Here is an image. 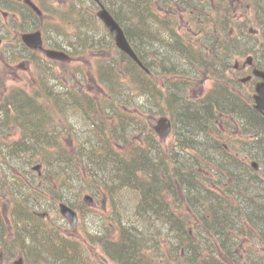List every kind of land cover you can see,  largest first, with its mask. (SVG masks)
<instances>
[{"label":"bare ground","instance_id":"bare-ground-1","mask_svg":"<svg viewBox=\"0 0 264 264\" xmlns=\"http://www.w3.org/2000/svg\"><path fill=\"white\" fill-rule=\"evenodd\" d=\"M1 5L6 7V10H20L23 6L22 0H6L4 3H2ZM24 9H22L20 11V13L23 11ZM24 15H28L26 12ZM6 21V15H4L3 13L0 12V23ZM129 26L128 28H125L126 31L128 32L130 30ZM0 29H3V27H1L0 25ZM51 31L53 33V36L58 39V40H63L65 43L70 44L73 38H76L73 35H67L61 28L59 29L58 27L54 26L51 28ZM141 32V38H139V34ZM133 33H135L136 35L133 36L136 44L141 46H145V45H149L152 44V42L154 41V33L147 28V26H144L141 29V26H136L133 29ZM138 35V36H137ZM135 82H134V86L142 93L148 92L150 90H156L155 88H152L153 83L151 82V80L149 78L146 77L145 74H141V73H135ZM63 93L69 95L67 90H63ZM128 94V92L126 93V95ZM36 102L34 100H29L26 101L24 99H22L19 104L23 106V108L26 109V112L32 113L33 111H36L37 109V105L35 104ZM237 109V106L235 107L234 110ZM178 110V111H177ZM176 111H174L172 113V115L174 116L175 120L178 121H182L184 119H187L188 116L185 115V110L183 109L182 106H178V109ZM181 112V113H180ZM32 115V114H31ZM248 116V114L246 115ZM212 119V117H210L209 121ZM204 121H206V119H203ZM207 122V121H206ZM85 125H82V127H84ZM145 131H149V129L145 126H143ZM82 130V129H81ZM81 130L76 134L78 137H81ZM59 132L53 131L51 133H41L39 135L40 139H45V141L47 143H49L50 145H52V153L56 154L57 156H61L62 153L58 152V150H56L55 146L53 145H57L59 143H61V139L60 136L58 135ZM75 135V136H76ZM82 138L84 140L90 139L89 137L86 136V134H82ZM117 138H121L122 136L119 135H115ZM181 137V142L180 145L182 147H186L187 150H190L194 147H199L202 148L207 141V139L205 138V136H200L198 134H195L194 136L191 137H185V136H180ZM64 140H66V138L62 137V141L64 142ZM123 140V139H122ZM85 142V141H83ZM83 142H81L79 144V148L82 149V151L86 154L90 153V148L91 145H89L88 147H86ZM90 144H93L92 142ZM128 144L126 142H122L121 140H106L104 141H98L95 140L94 141V146L97 149L98 152H100L99 154H96V157L99 158L100 154L103 156V160L108 163H116L118 164V167L121 171H115L112 173L113 175V181L116 183V187L121 189L123 188L125 185H128L127 181L125 180V176H130L134 170L136 169H140L139 167H153L155 169H160L165 178L169 177L170 174V168H168V164L170 163L169 158L166 157V154H164V152H162V150L160 148H154V147H149V149H143V147L139 150H137L136 152L128 149L126 146ZM60 148V147H59ZM188 164L190 163L189 160L186 161ZM183 177L187 180V187L188 190L194 191L192 192V195L195 199H197L198 201H200L202 204H204L206 202V198L202 199L200 197V193L198 190V186L199 183L197 180L193 179V176L189 173L186 172L185 170L183 171ZM246 178L249 179L250 177V172H246L245 174L242 175V178ZM260 177H262L260 175ZM167 181V180H166ZM174 191H176V186L174 184ZM242 188H245L243 183H242ZM178 192V191H177ZM187 198H189V194L186 195ZM243 196L241 199L242 201L240 202V204L235 207V208H230L228 205H226L223 201H220L218 199H210V201H212L215 206L213 208L214 212H216L215 217H213L212 215L209 214H203L202 218L203 219H208L210 220V222L212 223V230H214L216 233L220 234L222 236V238L219 235H215V237H211L208 234H203L200 238L193 240L192 238H190V236L188 235V232L186 230L185 225L181 224L180 219L177 217L178 215V211H175V209L173 208L172 204H167V203H163L164 208L166 209L167 213L170 216V225L168 227L169 232H171V234H174L176 236V238L179 239V241H177V245L176 248H178L179 250H185V248H189L191 249L189 252L191 254V258H193V260L190 259V262L195 263L196 261L200 260L199 255L200 253L205 254L206 251H208L211 247L219 244L220 248L222 247V245L224 244V242H226L227 245L231 244L232 242H235L232 235L230 234L229 230L230 228L233 227V224H239L242 221H254L257 222V220L262 218V216H264V198L261 199H257V198H253V199H249L248 197ZM157 200V197L154 195H151L149 197V201L150 202H155ZM178 202H180V204L185 203L184 202V197L181 196L178 199ZM188 207V206H187ZM206 208L203 209V207H201L200 211L204 212ZM253 212V213H252ZM28 218L32 217L29 215ZM196 216L194 213H192L191 211L186 212L185 215V219H187L188 221H192L193 219H195ZM126 228L128 226H133L134 224H128L125 223L123 224ZM110 238L114 240L116 239H124L126 240V237H137L139 234L138 233H134L131 232L130 229H125V231H123L120 234L117 233H108ZM130 234V235H129ZM107 248H109V250L114 251L115 246H118V244L112 243L109 244L107 243ZM35 245L32 248H35ZM128 249V247L126 248H119V251L122 250H126ZM117 257L121 258L122 254L120 252L116 253ZM92 264H103L100 260H98L97 258H95L94 256H92ZM41 262H44V260H40ZM204 264H216V261H207Z\"/></svg>","mask_w":264,"mask_h":264},{"label":"trees","instance_id":"trees-1","mask_svg":"<svg viewBox=\"0 0 264 264\" xmlns=\"http://www.w3.org/2000/svg\"><path fill=\"white\" fill-rule=\"evenodd\" d=\"M151 46H152V44L142 46V47H140L138 52L142 57H144L146 64L151 68L152 74H154V76L151 77L150 75L146 74L143 70H141V74H145L146 77L149 78L151 80V82L153 83L154 80L157 81V79H156V77H157V66H156V59L152 55V54H155V48L151 47ZM164 66H165L164 67L165 69L163 71V74H165L167 76L173 74L172 68L167 63L164 64ZM166 88H167V90H166L167 92L166 93L164 92V94L162 93L160 96L163 97V99L165 100V103L170 102L172 104V106H171V104L169 103V108H166L165 111L168 110V111L174 112L178 109L180 102H183V99L181 97L182 94H181V92H178L179 90L177 87L175 88V84H172L171 77H169L168 84L166 85ZM155 92L159 93V91L152 89V90L146 92V94L150 99H154L156 97ZM169 93H171L170 98H168ZM234 102H236V101H234ZM159 105H160V103H159ZM200 105L202 106L201 109L203 108L205 110L203 116H206V117H212V115H216L219 111L220 112H226V111L230 112L232 110V109L226 110L224 108V106H222L223 109H220L219 104L212 99L208 100L205 103L200 104ZM189 106H186V105L182 106L186 112L185 115H187L188 118L180 121L182 124V136H185V137H191V136H194L195 134H198V133H195V131H194V128L196 127L197 123H199L198 115L192 112L191 108L194 109V107L192 105H189ZM158 107H160V106H158ZM155 112L161 113V111L158 109ZM231 113H233V111H231ZM183 131H184V133H183ZM182 148H184V147H182ZM160 149L162 150V152H164V154H166V150H164L163 148H160ZM184 149L187 150L186 147ZM196 149H201V151L198 152L197 154H195L194 157L183 155L184 157L180 158V156H178L177 154H174L173 156H168V157L166 155V157L169 158V161H170V163L167 165L168 168H170V174H169L168 178L167 177L165 178L163 172L160 170L158 182H160L161 184H167V189L172 190L174 192L173 196L176 199H178L180 196L179 191L178 192H177V190L174 191V187H173L174 184L177 182L175 179H173V177H177L178 184L180 185V187L185 186V190L183 189L184 190V193H183L184 202L187 204V202L185 201L186 191H187V195L189 194V198H187V200L190 202V205H191V204H193V201H196V202H199V201L193 197V195L191 193L192 191L190 192V190H188L187 182H186L187 180L183 177V171L184 170L186 172H189L193 176V179L197 180L199 183L198 190L200 193L199 194L200 197L202 199H204V198L207 199L204 204H202L200 202V209H201V207H203V209L206 208L204 210V212L201 213V220H202V223L207 228L211 229L212 223L210 222V220H208L206 218L205 219L202 218V215L205 213L212 215L213 217H215V215H216V212H214V210H213L215 204L212 201H210V199L216 198L220 201H223L230 208H235L239 205V204H236V201L238 199L242 201L241 198L243 196L246 195V197H248L249 199H253L252 196H254V194H256V192H258L261 189V187H260L261 181L259 180V177H257L256 175H253V174H250L249 179H246L244 177L242 178V175L245 174L246 172H248L249 170H247V168H245L243 165L238 163L237 158L233 157V159H231V157L228 156L224 160L223 157L221 159H219L216 156L215 160H218V161H217L216 165H214V168L209 173L214 172V170L220 171V172L216 173L217 177L224 178V175L227 174L228 177H230V178L226 179V181H219L218 183H215V185H213L211 183V180H213V176H214L213 174L214 173L212 175H210L207 172H204V171L202 172L200 169L196 168L195 166H196V164L200 163V160H202L203 158H206V156H207L206 151L208 152V155L212 156L213 155L212 153L213 152L217 153L218 149L214 143H210L209 141L206 142V144L202 148L196 147ZM187 160L190 161L189 164L186 162ZM232 163H234V164H232ZM151 168H152L151 171H152L153 175H155V172L157 171V169H155L153 167H151ZM153 169L155 170V172H153ZM135 171L136 170H134V172L131 174L132 180H134L133 176L135 177V174H136ZM157 178H158V176H157ZM203 181L206 182V185L202 186ZM158 182H157V184H158ZM242 183H243L245 188H242ZM161 184H158L156 188H158V186ZM217 186L224 187L225 193H227V195H219L218 192H220V190L216 189ZM129 188H131V187H129ZM194 206L196 207L195 204L191 205V208H193ZM188 224H190V222ZM262 233L264 234V230L262 231ZM104 237L106 238L107 235H105ZM128 240H129V238H128ZM118 249L119 248L115 247L114 251H112V252L114 254L117 252H120L122 254V256L126 252H128V250L119 251Z\"/></svg>","mask_w":264,"mask_h":264},{"label":"rangeland","instance_id":"rangeland-1","mask_svg":"<svg viewBox=\"0 0 264 264\" xmlns=\"http://www.w3.org/2000/svg\"><path fill=\"white\" fill-rule=\"evenodd\" d=\"M255 39V38H254ZM255 43H256V45L257 46H259L261 43H262V39H255ZM253 46V45H252ZM264 50H257V53L254 55V53L253 52H251V54L252 55H254V56H256V58H257V60L259 59V60H262V61H264V52H263ZM103 53V52H102ZM247 56L248 55H245L244 57H241V55H240V53H238V54H236L234 57H233V59H232V61H235V60H238V61H240V62H244V60L247 58ZM173 65L175 66L174 67V69L176 70V69H179V66L177 65V62L176 61H173ZM6 67H7V69L9 70V72H12V74L14 73L13 72V66L12 65H10V64H7L6 65ZM4 70V69H3ZM2 74V76H4L5 75V73H1ZM19 74L20 75H22L23 74V76L25 75L23 72H21V71H19ZM231 74V73H230ZM236 74V73H235ZM242 74H240L239 73V76H241ZM20 76L18 75V78H19ZM10 79H14L13 78V76L12 77H10ZM160 88V85L158 84V89ZM204 88V87H203ZM157 93V92H156ZM135 98H136V100L137 101H139L140 103H145L146 105H147V107H149V108H151V107H153V104H152V102H150V101H148V99H147V97H145V96H139V95H135ZM160 115H158V116H156V117H159ZM162 116V115H161ZM155 121V120H154ZM154 121H153V123H154ZM87 191V188L84 190V192H86Z\"/></svg>","mask_w":264,"mask_h":264},{"label":"water","instance_id":"water-1","mask_svg":"<svg viewBox=\"0 0 264 264\" xmlns=\"http://www.w3.org/2000/svg\"><path fill=\"white\" fill-rule=\"evenodd\" d=\"M165 122L167 123V126L165 127V131H163V134H166L170 128V122H168L167 120H165Z\"/></svg>","mask_w":264,"mask_h":264}]
</instances>
